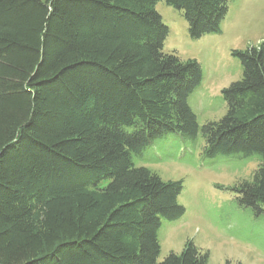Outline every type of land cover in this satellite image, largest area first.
<instances>
[{
  "label": "trees",
  "instance_id": "trees-1",
  "mask_svg": "<svg viewBox=\"0 0 264 264\" xmlns=\"http://www.w3.org/2000/svg\"><path fill=\"white\" fill-rule=\"evenodd\" d=\"M231 1L0 0V264H207L191 242L157 263L183 184L133 156L171 135L201 133L206 159L254 157L230 190L264 215V42L232 51L241 78L199 127L201 68L164 53L155 9L180 11L195 40L220 33Z\"/></svg>",
  "mask_w": 264,
  "mask_h": 264
},
{
  "label": "rangeland",
  "instance_id": "rangeland-1",
  "mask_svg": "<svg viewBox=\"0 0 264 264\" xmlns=\"http://www.w3.org/2000/svg\"><path fill=\"white\" fill-rule=\"evenodd\" d=\"M155 9L169 30L164 53L196 60L201 68V83L188 98L199 127L220 120L226 112L221 91L242 73L232 51L264 42V0L231 1L220 33L195 40L189 37L180 11L164 2ZM203 146L201 133L193 142L171 135L133 156L137 167H147L163 181L183 184L177 203L185 212L176 220H161L157 263L169 253L179 254L191 242L207 253V264H264V215L255 216L250 208L239 206L230 190L251 176L257 161L254 157L206 159Z\"/></svg>",
  "mask_w": 264,
  "mask_h": 264
}]
</instances>
